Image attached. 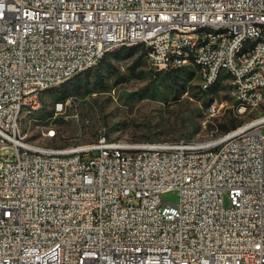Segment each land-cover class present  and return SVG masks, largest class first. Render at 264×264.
<instances>
[{
    "label": "built area",
    "instance_id": "obj_1",
    "mask_svg": "<svg viewBox=\"0 0 264 264\" xmlns=\"http://www.w3.org/2000/svg\"><path fill=\"white\" fill-rule=\"evenodd\" d=\"M260 19L264 0H0V264H264V114L209 140L103 135L36 149L21 130L23 115L41 109L38 88L129 41L160 71L202 63V87L232 70L234 108L250 99L257 110ZM211 23L226 32H196ZM244 34L252 62L233 65ZM171 190L176 203L163 200Z\"/></svg>",
    "mask_w": 264,
    "mask_h": 264
},
{
    "label": "rangeland",
    "instance_id": "obj_2",
    "mask_svg": "<svg viewBox=\"0 0 264 264\" xmlns=\"http://www.w3.org/2000/svg\"><path fill=\"white\" fill-rule=\"evenodd\" d=\"M228 77L222 75L204 91L196 64L160 71L149 62L145 45H123L110 50L96 67L46 90L42 108L21 118L22 134L55 147L89 143L103 135L138 142L208 139L233 129V122L239 125L264 114V104L246 116L237 112ZM48 127L54 128L55 137L43 136ZM163 200L176 203L178 192H165Z\"/></svg>",
    "mask_w": 264,
    "mask_h": 264
},
{
    "label": "bare ground",
    "instance_id": "obj_3",
    "mask_svg": "<svg viewBox=\"0 0 264 264\" xmlns=\"http://www.w3.org/2000/svg\"><path fill=\"white\" fill-rule=\"evenodd\" d=\"M260 26H264V19H260ZM196 32H203L204 35H217L221 33L226 32V24L223 23H211V24H200L196 25ZM137 44V41H129L127 45H134ZM125 44H115V45H109V48H107V53L117 47L123 46ZM252 49V42H251V34H244L241 39H238L237 42H233V54H232V63L233 65H240V62H252V55H246L249 53V50ZM152 64V61H149ZM262 63H264V50H262ZM199 68L200 71L202 70V63H194ZM204 72H213V63L212 62H204ZM223 75V71H216L215 72V81H209L207 84L203 85V89L208 90L216 82L221 78ZM225 75L229 76V79H232V70H225ZM70 79H66L68 81ZM64 83V82H63ZM62 83H59L60 85ZM58 85H45L43 88H38V95H41V108L43 106V95L44 92L50 88H53ZM235 91V84H228V92ZM242 106H248L247 109H239L236 108L237 112L240 113L243 116H246L247 114H250L252 111L256 110L255 106H250V99H242ZM264 117V115H262ZM255 119V118H254ZM253 120V119H252ZM43 136L47 138H53L56 135L51 133H44ZM215 139V136H212L208 139ZM123 143H130V144H141V142L138 141H125L120 140ZM158 142V141H154ZM165 142H177V141H165ZM32 144L36 149H43V146H47L46 144H41L32 141ZM133 163H141V156H133Z\"/></svg>",
    "mask_w": 264,
    "mask_h": 264
},
{
    "label": "trees",
    "instance_id": "obj_4",
    "mask_svg": "<svg viewBox=\"0 0 264 264\" xmlns=\"http://www.w3.org/2000/svg\"><path fill=\"white\" fill-rule=\"evenodd\" d=\"M136 45H137V44H136ZM133 47H134V46H133ZM133 47H132V48H133ZM101 61H102V60H101ZM100 63H101V62H100ZM177 69H179V68H177ZM174 70H176V69H174ZM64 83H65V82H64ZM211 88H212V87H211ZM207 91H208V90H207ZM232 125H233V126H232L233 128H235V127L237 126V124H236V123H234V122H233V124H232Z\"/></svg>",
    "mask_w": 264,
    "mask_h": 264
}]
</instances>
